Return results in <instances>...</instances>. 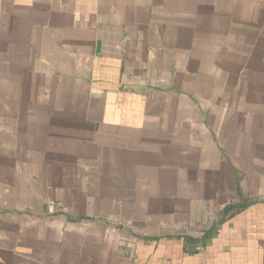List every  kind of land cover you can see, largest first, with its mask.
<instances>
[{
	"label": "crops",
	"instance_id": "obj_1",
	"mask_svg": "<svg viewBox=\"0 0 264 264\" xmlns=\"http://www.w3.org/2000/svg\"><path fill=\"white\" fill-rule=\"evenodd\" d=\"M0 264H264V0H0Z\"/></svg>",
	"mask_w": 264,
	"mask_h": 264
}]
</instances>
